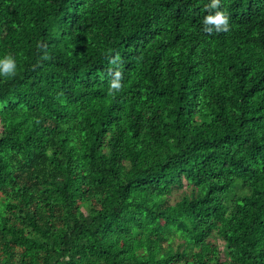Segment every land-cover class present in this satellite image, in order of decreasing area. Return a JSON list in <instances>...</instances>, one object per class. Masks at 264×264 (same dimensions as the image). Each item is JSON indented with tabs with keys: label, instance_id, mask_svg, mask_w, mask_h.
I'll return each instance as SVG.
<instances>
[{
	"label": "trees",
	"instance_id": "1",
	"mask_svg": "<svg viewBox=\"0 0 264 264\" xmlns=\"http://www.w3.org/2000/svg\"><path fill=\"white\" fill-rule=\"evenodd\" d=\"M211 3L0 0V264H264V0Z\"/></svg>",
	"mask_w": 264,
	"mask_h": 264
},
{
	"label": "clouds",
	"instance_id": "2",
	"mask_svg": "<svg viewBox=\"0 0 264 264\" xmlns=\"http://www.w3.org/2000/svg\"><path fill=\"white\" fill-rule=\"evenodd\" d=\"M220 5V0H212L210 4L211 9H218ZM205 25H213L217 31H227L228 28V16L221 11H216L215 15H209L204 20ZM209 32L212 31L211 28L207 29ZM113 64L116 63V60L112 61ZM17 70V64L13 57L4 56L0 58V76H14ZM121 73L119 71L114 73V78L111 81V89L120 90Z\"/></svg>",
	"mask_w": 264,
	"mask_h": 264
}]
</instances>
